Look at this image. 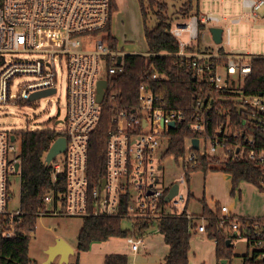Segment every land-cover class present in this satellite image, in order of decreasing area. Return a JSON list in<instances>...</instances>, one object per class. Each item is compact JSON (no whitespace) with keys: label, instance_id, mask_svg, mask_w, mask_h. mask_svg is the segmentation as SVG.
<instances>
[{"label":"built area","instance_id":"1","mask_svg":"<svg viewBox=\"0 0 264 264\" xmlns=\"http://www.w3.org/2000/svg\"><path fill=\"white\" fill-rule=\"evenodd\" d=\"M242 6L248 10L253 28L264 29V22L261 26L256 25L264 0H242ZM110 11V0H0V104L30 100L36 91L55 89L56 93L57 63L63 64L67 71V110L64 127L60 130L65 133L67 148L46 163L51 169L54 188L43 198L45 207L38 216H106L155 221L169 214L185 213L192 219L193 214L187 211L189 193L185 197L180 190V184L187 182L186 174L199 164L198 155L191 151L194 147L192 138L187 141L184 174L176 182L179 191L169 202L165 197L173 183L169 188L161 183L157 171L162 166H157L155 158L165 139L168 149L169 132L184 122L185 111L166 106L163 98L145 84L140 85L135 105L120 103L119 93L109 89L110 77L124 72V57L128 54L118 44L112 48L108 40L109 32L105 28L111 20ZM245 18L242 15L226 19L211 13L193 16L185 27H173L171 34L180 45L176 55L188 60L187 70H192L210 91L233 95L231 100L225 101L249 111L240 132L231 131L228 116V122L211 133V111L220 97L215 98L210 92L212 94L205 100L198 99L193 106V121L188 127L198 135L193 138L199 139L200 154L219 157L221 161L247 159L264 169V141L257 144L253 134L264 130V93L246 95L242 85L252 73V61L264 59V55L226 50L232 40L229 24H239ZM225 20L228 22L224 23ZM200 24L221 26L222 42H214L213 49L189 53L186 48L205 39ZM185 36L187 40L182 39ZM21 53L41 54L42 57H16ZM222 69L224 73H221ZM23 74L33 75L35 79L26 82L15 94L11 90L14 79ZM152 78L158 80L160 77L155 73ZM101 79H106L108 86L100 103L97 94ZM105 100L113 111L106 141V174L99 183L91 185L89 144ZM171 122L175 123L174 128L169 126ZM12 136L14 134L0 129V230L6 238L16 235L23 215L21 205L11 206L14 187L10 178L16 175L21 178V166L17 169L20 160L17 156L9 157L16 139L12 140ZM232 139L235 141L231 142ZM261 188L264 191V181ZM220 209L225 214L221 206ZM261 220L264 221V216ZM232 226L238 231L236 223ZM255 226L251 236L253 246L263 248L264 229H260L259 224ZM197 231L206 232L204 217ZM131 232L127 241L132 251L137 252L149 233L139 235L133 228Z\"/></svg>","mask_w":264,"mask_h":264},{"label":"trees","instance_id":"2","mask_svg":"<svg viewBox=\"0 0 264 264\" xmlns=\"http://www.w3.org/2000/svg\"><path fill=\"white\" fill-rule=\"evenodd\" d=\"M141 13L144 20V31L148 45L149 55L127 54L124 57L125 70L123 73L111 76L109 89L119 93V102L124 105H135L138 103V92L141 84L164 100L169 108L182 109L185 111L184 122L177 125L169 132L170 144L165 155L174 154L177 158L184 157L187 141L195 136L188 127L193 121V106L197 100L206 99L211 95L220 99L216 107L212 109V121L209 131L213 133L222 128V124L228 122L232 132H240L244 128L243 121L248 119L249 111L238 108L231 100L232 94L210 91L201 82L192 70H187L186 58L177 56L180 50L179 41L171 34L174 19L167 15V4L158 0H139ZM183 17L189 19L194 9L193 0H186L183 4ZM158 7V9H156ZM111 18L117 10L116 0H110ZM154 17V19H153ZM154 20V23H151ZM204 25L200 24V29ZM105 30L109 32L108 40L112 48H116L118 40L111 33V20ZM187 51H193L191 47ZM159 75L158 80L152 78L153 74ZM243 90L246 95H257L264 93V59L258 58L252 61V73L243 82ZM212 92V93H210ZM225 102V104H224ZM101 117L98 125L91 134L89 144V182L91 185L99 183L106 174V141L108 128L111 124L113 111L105 102L102 104ZM65 133L60 130L44 129L32 131H16L15 138L19 139L20 147L17 154L21 166V196L22 222L18 227L16 235L11 238L3 236L0 230V264H32L29 255L32 234L35 232L38 213L45 205L43 198L53 188V179L50 166L45 162V155L53 142ZM257 144L264 141V130L253 132ZM232 139L231 142H234ZM192 152L198 155L199 164L192 170H200L206 175L210 171H223L232 175V190L235 194L243 181L254 184L260 191L261 182L264 181V169L250 160L232 161L227 159L221 161L219 157L209 158L202 156L198 149L193 147ZM191 170V171H192ZM187 180L189 174H186ZM190 196V193H189ZM202 212L193 218H187L186 214H169L159 220L136 219L130 221L122 217L88 216L83 218V225L78 235L77 250L87 251L95 241H107L112 237L128 238L133 233H149L157 228L163 235L164 242L169 246V252L161 264H189L190 240L197 231V220L203 216L206 220L207 236L216 241V256L218 262L228 258L224 254L227 240L236 232L233 223L238 225V237L247 236L248 245L252 248L251 255H245L243 264H264L263 248L254 247L251 237L256 230V224L264 229L262 217L251 218L242 216L225 217L221 213L220 205L217 209H211L206 198L201 199ZM165 206L166 202L162 200ZM128 225V227L125 225ZM249 228V230H246ZM236 238H232V242ZM104 264H129V257L124 253H110L104 257Z\"/></svg>","mask_w":264,"mask_h":264},{"label":"rangeland","instance_id":"3","mask_svg":"<svg viewBox=\"0 0 264 264\" xmlns=\"http://www.w3.org/2000/svg\"><path fill=\"white\" fill-rule=\"evenodd\" d=\"M167 4V15L173 19H186L183 17V4L186 0H158ZM238 12L241 11L242 0H233ZM118 9L113 13L111 27L113 34L117 37L118 46L127 53H143L148 51V45L144 31V20L141 13L139 0H117ZM194 9L200 4V12L207 14L217 9L211 4L219 3L220 0H193ZM158 9V7H156ZM178 17V18H177ZM154 19V17H153ZM190 19V18H189ZM177 20L174 25H177ZM259 22H264V7L259 11ZM154 23V20H151ZM232 32V42L229 48H246L252 54L264 55V29L252 27V23L242 21L239 24H229ZM211 36L207 33V39ZM186 40V37L182 38ZM8 59L11 55H7ZM16 57L37 59L41 54H17ZM58 73V91L40 98L19 101L16 104H0V129L8 131L11 135L16 131H32L53 129L61 130L63 122L57 123L65 118L67 110V71L63 64L56 65ZM224 73V70H221ZM35 77L29 74L19 75L14 79L12 92L18 94L21 87ZM14 149L9 152V157L17 156L20 143L16 138L13 142ZM165 139L155 153L157 166L162 169L157 171L161 183L169 188L174 182L180 181L184 174V157H176L174 154L165 155L167 150ZM63 156V155H62ZM46 157V155H45ZM61 157V156H60ZM220 172V173H217ZM223 171H210L206 175L200 170H192L185 184H180L181 193L188 198L187 211L195 216L202 212L201 199L206 197L207 202L217 209L220 205L224 211L223 215L258 218L264 216V191H260L254 184L247 181L240 183L235 194L231 193L223 179ZM229 174V173H227ZM231 175V174H230ZM14 195L11 206H20L21 178L11 176ZM207 193V194H206ZM213 194V197L210 194ZM213 199V200H212ZM208 204V205H209ZM210 207V206H209ZM51 208V205L48 206ZM211 208V207H210ZM212 209V208H211ZM214 210V209H213ZM214 210V211H215ZM203 218V216H201ZM201 218V219H202ZM197 220V224L201 223ZM83 225V218L70 216H41L37 220L35 232L32 234L29 255L32 264H47L48 249L57 242L58 238L64 239L74 248V253L69 256L67 262H62L57 256L49 264H104V257L110 253H124L129 257V264H156L157 257H162L167 247L163 241L162 234L155 227L147 236L144 244L140 245L138 253L132 251L131 245L125 237H112L107 241H95L87 251L77 250L78 235ZM128 227L126 224L125 227ZM189 264H243L245 255L252 254V248L248 245L247 236L240 235L233 241L232 246L224 247L223 258L218 262L214 239L207 236L206 232L196 231L190 240Z\"/></svg>","mask_w":264,"mask_h":264},{"label":"water","instance_id":"4","mask_svg":"<svg viewBox=\"0 0 264 264\" xmlns=\"http://www.w3.org/2000/svg\"><path fill=\"white\" fill-rule=\"evenodd\" d=\"M186 24L181 25V27H185ZM210 32L212 34L213 40L215 43L220 44L222 42V33L223 28L220 26H211ZM121 61V58H119V61ZM108 86V82L106 79L99 80L98 83V94L97 99L101 103L105 96V89ZM55 89L50 90H42V91H36L31 94L30 100L40 98L42 96L49 95L51 93H54ZM262 94V93H261ZM63 122V120L57 121V123ZM171 128H174L175 123L171 122L169 125ZM15 136H12V140H14ZM192 143L196 149L199 147V139L198 138H192ZM67 148V139L65 136H61L58 139H56L53 144L51 145L49 151L46 154L45 161L47 164H49L57 155L64 153ZM20 168V162L17 163V169ZM105 185V180L103 181V186ZM179 191V184L174 182L172 186L169 188L168 193L165 197V201L169 202ZM238 232H234L231 237L227 240V245L232 246V238H237ZM74 253V248L70 246L64 239L58 238L57 242L53 245H51L48 249V261L47 264L53 262L54 258L57 256L61 257L62 262H67L69 260V256ZM226 261L222 260V264H225Z\"/></svg>","mask_w":264,"mask_h":264},{"label":"crops","instance_id":"5","mask_svg":"<svg viewBox=\"0 0 264 264\" xmlns=\"http://www.w3.org/2000/svg\"><path fill=\"white\" fill-rule=\"evenodd\" d=\"M116 4H117V9H118V2H117V0H116ZM211 5L214 6V8H216L217 10L215 12H209V13L214 14V15L222 16V17H224L226 19H229V18L235 17V16H242V15H244V17H246V18L243 19L242 21L251 22L252 23V27H254V23L249 19V12H248V10L245 9L243 6H241V11L238 12V9L236 8V5H235V3H234L233 0H220L219 3L216 2V3H213ZM116 11L117 10H115L114 12H116ZM203 15L204 14L202 12H200V4H198L197 5V10L196 11H191V17H190V19L193 16H203ZM190 19H179L178 18V19H175L174 21H176V20L178 21L176 26H181L183 24H186ZM226 22H228V21L225 20L224 23H226ZM262 24L263 23L262 22H259V20H258V22H257L256 25L257 26H261ZM211 26H213V25H204V28L201 29V32L202 31L205 32V39H204V41L200 40L199 42H194L191 46H189V47H191L194 50L193 51H189V53H194L195 54V53H198V52L203 51L204 49H213L214 40H213L212 34L210 32V27ZM217 26H219V25H217ZM173 27H175L174 23H173ZM257 29H260V28H257ZM111 33L113 34L112 27H111ZM207 33H209L210 36H211L210 40L207 39ZM113 36H115V35L113 34ZM185 37H186V40H187L188 37L187 36H185ZM231 42H232V40H231ZM230 45H231V43H230ZM230 45L226 47V50L227 51L246 50V48H242V47H236V48L231 49V48H229ZM146 52H148V51H146ZM144 53L145 52H143L141 54H144ZM129 54H139V53H129ZM255 55H258V54H255ZM217 173H220V172H217ZM222 175H223V179L226 182V185L228 186L229 190L232 189V175L227 174V173H222ZM210 196L213 197V194L211 193ZM209 206L212 209L215 210V208L212 207L210 204H209ZM231 214L234 215V216H238V215H235L233 213H231ZM242 217H245V216H242ZM162 237H163V235H162ZM163 241H164V237H163ZM214 243H215V246H216V241L215 240H214ZM165 246L167 247V249H166V251H165V253L163 254L162 257H157L158 259L156 260V264H161L164 261L166 255L168 254V252H169V246L166 243H165ZM138 251L137 252H134V253H138ZM189 258H190V253H189Z\"/></svg>","mask_w":264,"mask_h":264}]
</instances>
